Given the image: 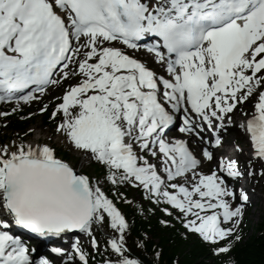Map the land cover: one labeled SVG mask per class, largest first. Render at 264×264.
Listing matches in <instances>:
<instances>
[{
  "label": "snow or ice",
  "instance_id": "6c2138e0",
  "mask_svg": "<svg viewBox=\"0 0 264 264\" xmlns=\"http://www.w3.org/2000/svg\"><path fill=\"white\" fill-rule=\"evenodd\" d=\"M33 103L20 119L47 114L45 139L0 143V264H159L152 219L204 246L199 264H240L264 0H0V127Z\"/></svg>",
  "mask_w": 264,
  "mask_h": 264
},
{
  "label": "trees",
  "instance_id": "16d2710c",
  "mask_svg": "<svg viewBox=\"0 0 264 264\" xmlns=\"http://www.w3.org/2000/svg\"><path fill=\"white\" fill-rule=\"evenodd\" d=\"M25 126V121H15L10 125L13 129H24ZM126 211L131 212V209ZM137 227H143L153 234V240L149 242L150 248L153 243L163 247L164 254L159 264H171L176 256H179L180 264H199L201 260L207 259L206 248L198 241L180 239L174 230L157 227L155 219L147 223L138 222ZM236 253L240 264H264V220L257 223L254 229L252 227V232H246L245 239L238 245Z\"/></svg>",
  "mask_w": 264,
  "mask_h": 264
},
{
  "label": "rangeland",
  "instance_id": "374dc122",
  "mask_svg": "<svg viewBox=\"0 0 264 264\" xmlns=\"http://www.w3.org/2000/svg\"><path fill=\"white\" fill-rule=\"evenodd\" d=\"M47 99L48 98H45L42 102L46 103ZM38 107H39V104L33 103L30 107L25 106V109H27L28 111L31 112L34 110L36 111V109ZM29 128H35V131L29 135V139H34V140H44L45 139V133H44L45 126H43V127L41 126L39 116L30 122L27 129H29ZM2 132H4V134L8 138V139L6 138L7 139L6 141L15 138V135H9L10 132L6 129H4ZM49 134H50V132H49ZM227 139L229 141L228 143H231L235 139L236 142L241 143L242 147H244V148L247 147V144L242 142L243 141V135L240 132H238L237 130L232 131V133L229 132ZM76 155L77 154L70 153L68 159L72 160V162L75 163ZM263 181L264 180H261L260 182L255 181V185H254L253 190H252V192H254L253 194L258 195L259 201L256 203L254 202L253 206L248 208V211L246 214V218L249 220L248 224L251 227L252 226L254 227L258 222H260L262 219H264V202H262V200H264V184H263ZM251 182H254V180Z\"/></svg>",
  "mask_w": 264,
  "mask_h": 264
},
{
  "label": "bare ground",
  "instance_id": "6f19581e",
  "mask_svg": "<svg viewBox=\"0 0 264 264\" xmlns=\"http://www.w3.org/2000/svg\"><path fill=\"white\" fill-rule=\"evenodd\" d=\"M224 149H222L223 151ZM251 199L253 202H258L259 201V198H258V195L257 194H254V195H251ZM262 202H264V200H262Z\"/></svg>",
  "mask_w": 264,
  "mask_h": 264
}]
</instances>
